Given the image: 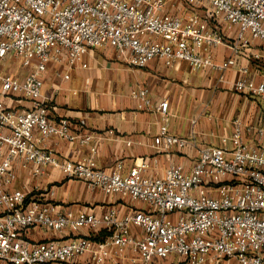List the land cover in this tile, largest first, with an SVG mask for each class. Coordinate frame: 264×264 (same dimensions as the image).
I'll list each match as a JSON object with an SVG mask.
<instances>
[{
    "label": "built area",
    "instance_id": "1",
    "mask_svg": "<svg viewBox=\"0 0 264 264\" xmlns=\"http://www.w3.org/2000/svg\"><path fill=\"white\" fill-rule=\"evenodd\" d=\"M253 41L264 43V0H0V261L67 263L91 254L98 263L176 257L182 264H264V147L244 140L243 118L233 120L230 147L204 146L189 166L173 163L162 176L146 175L145 160L128 170L122 161L105 169L94 157L72 161L42 146L50 137L80 146L93 142L84 120L50 117L42 94L50 64L70 68L89 50L108 46L137 68L159 59L167 66L182 61L193 70L225 72L237 67ZM220 46L230 53L218 62ZM15 61L24 75L5 69ZM239 70L244 76L234 87L264 100V82L249 80L248 66ZM131 96L140 109L158 112L155 148L190 144L169 131L167 99L155 105L146 87ZM257 132L262 140L264 128ZM90 150L95 153L96 146ZM17 157L32 165L35 176L58 168L69 179L129 196L150 210L122 214L111 207L100 215L62 210L48 197L52 190L28 200L26 192L12 188ZM34 227L66 232L67 238L25 239ZM102 232V239H92Z\"/></svg>",
    "mask_w": 264,
    "mask_h": 264
},
{
    "label": "crops",
    "instance_id": "2",
    "mask_svg": "<svg viewBox=\"0 0 264 264\" xmlns=\"http://www.w3.org/2000/svg\"><path fill=\"white\" fill-rule=\"evenodd\" d=\"M229 53L227 46H220L215 50V60L220 62ZM258 53L261 57L255 60L254 55ZM237 63V67L225 72L211 68L193 70L182 61L167 66L159 59L144 68H137L106 46L89 50L82 62L70 68L50 64L44 73L42 89L43 98L50 102V117L54 120L65 117L73 122L84 120V132L93 134V142L80 146L50 137L42 142V146L72 161L94 157L98 165L105 169H112L122 161L124 170H128L145 160L149 164L146 175L162 176L173 163L189 166L204 146L225 144L230 147L233 120L241 117L247 126L244 140L264 147V137L258 140L257 132L259 128H264V100L234 87V83L244 76L239 70L241 65L250 68L249 80L255 84L264 82V43L253 41L247 54L239 56ZM66 73L69 74L68 79L64 78ZM140 87L148 88L155 105L162 99L168 100L169 131L189 138L187 147L162 149L153 146V138L159 130V115L155 109L138 107L131 91ZM93 144L96 146L95 153L90 150ZM23 164L22 157L15 159L13 167L17 178L12 188L26 192L28 200L40 198L47 190H52L54 195L47 196L62 210L88 211L98 215L111 207L119 209L122 214L150 210L149 205L129 196L107 194L81 180L69 179L58 168L47 167L42 175L35 176L32 165ZM90 233L88 230L81 231L83 235ZM103 236L104 232L91 237L100 240ZM24 238L35 242L65 239L67 233L34 227L25 232ZM166 260H153L147 264ZM103 262L129 264L125 258L99 263ZM67 263L98 262L91 254H86ZM230 264L235 262L231 260Z\"/></svg>",
    "mask_w": 264,
    "mask_h": 264
},
{
    "label": "rangeland",
    "instance_id": "3",
    "mask_svg": "<svg viewBox=\"0 0 264 264\" xmlns=\"http://www.w3.org/2000/svg\"><path fill=\"white\" fill-rule=\"evenodd\" d=\"M5 69L9 72H12L16 75L22 76L26 73L25 70H23L22 67H20V64H18V61L16 62H7ZM0 264H8L3 261H0ZM53 264H70V263H53ZM87 264H108L107 262L103 263H87ZM139 264H143L142 262H139ZM155 264H182L179 258H171V260H166L162 262H156ZM236 264V263H235Z\"/></svg>",
    "mask_w": 264,
    "mask_h": 264
}]
</instances>
